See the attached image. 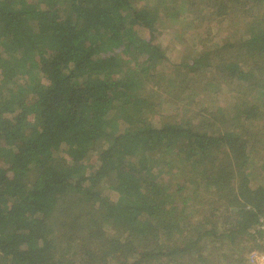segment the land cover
<instances>
[{"label":"trees","instance_id":"obj_1","mask_svg":"<svg viewBox=\"0 0 264 264\" xmlns=\"http://www.w3.org/2000/svg\"><path fill=\"white\" fill-rule=\"evenodd\" d=\"M158 1L0 0V264H249L261 246L264 0H199L226 37L166 74L157 23L179 0ZM200 72L233 109L180 106Z\"/></svg>","mask_w":264,"mask_h":264},{"label":"rangeland","instance_id":"obj_2","mask_svg":"<svg viewBox=\"0 0 264 264\" xmlns=\"http://www.w3.org/2000/svg\"><path fill=\"white\" fill-rule=\"evenodd\" d=\"M183 2V5H180V2ZM196 0H191V4L193 5L194 10L191 11V5L189 4L188 0H179L176 8V12L179 10V13L175 14L174 16H168L161 14L159 17V21L157 23V39L163 48L166 51V54L170 59V62L165 61L162 65L163 72L171 73L174 69V66L176 63L182 62L183 59L188 58V53H196L201 50V46H205L206 43L203 41V38H206L208 36V32H212V37L210 40L213 42L221 43L224 41V38L226 37V32L223 30L226 29V27H221L218 23H212L213 30L207 29V26L204 27V25L201 23L194 22V16L197 13L200 4L199 0H197L195 3H192ZM147 3H152L156 6L160 5V2L158 0H132L133 6H142ZM171 10V9H170ZM169 11V10H166ZM173 11V10H171ZM219 32V33H218ZM203 46V47H204ZM199 75H204L206 77L201 78V84H200V92L198 96L196 97H188L180 102V106H186L188 105V102L191 100L193 103L197 102H206L207 104H210L213 108L215 104L226 106L227 109L231 110L233 109V103L236 100L232 93L229 91V88L227 86H211L207 88L206 82L210 78H213L214 72H200ZM208 77V78H207ZM213 81V80H212ZM216 82V81H215ZM217 83V82H216ZM213 85V84H211ZM210 90V92L208 91ZM166 106V107H165ZM164 107L166 110L171 108V105L164 104ZM182 108L179 110L182 112ZM258 175V180L264 179V171H258L256 172ZM105 186V185H104ZM107 188V187H104ZM110 188H107L106 191H110ZM190 210V208H189ZM109 225V224H107ZM111 225L108 226V230L113 233L114 230ZM249 246L250 244L248 241L245 242ZM249 253V252H248ZM247 258V255H246ZM8 259V258H7ZM6 259L1 258L0 261L3 262ZM9 260V259H8ZM9 264V263H8ZM11 264V263H10ZM151 264H163L162 262H152Z\"/></svg>","mask_w":264,"mask_h":264},{"label":"built area","instance_id":"obj_3","mask_svg":"<svg viewBox=\"0 0 264 264\" xmlns=\"http://www.w3.org/2000/svg\"><path fill=\"white\" fill-rule=\"evenodd\" d=\"M257 228L263 232V238L260 240L261 246L253 248L248 255L249 264H264V215L261 217Z\"/></svg>","mask_w":264,"mask_h":264},{"label":"clouds","instance_id":"obj_4","mask_svg":"<svg viewBox=\"0 0 264 264\" xmlns=\"http://www.w3.org/2000/svg\"><path fill=\"white\" fill-rule=\"evenodd\" d=\"M251 251V250H250ZM248 255H249V253L247 254V262H248Z\"/></svg>","mask_w":264,"mask_h":264}]
</instances>
